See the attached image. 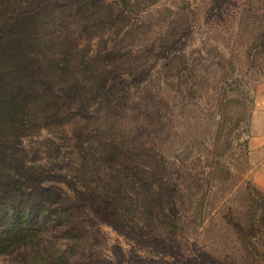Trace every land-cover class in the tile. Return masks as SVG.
I'll return each instance as SVG.
<instances>
[{
  "label": "rangeland",
  "instance_id": "374dc122",
  "mask_svg": "<svg viewBox=\"0 0 264 264\" xmlns=\"http://www.w3.org/2000/svg\"><path fill=\"white\" fill-rule=\"evenodd\" d=\"M111 2L120 9L126 4L128 36L116 40L112 30L104 39L121 43L128 71L145 70L148 77L134 85L114 120L98 126L139 137L140 148L158 161L144 167L174 182L178 194L176 208L148 230L174 246L175 257L202 250L224 264H264V186L254 180L264 153L255 156L250 144L264 133V116L255 109L264 85V49L257 46L264 35V0H224L215 15L213 0ZM161 46L174 50L164 54ZM154 47L157 52L149 53ZM71 134L66 126L24 136L27 162L94 187L108 172L94 166L83 178ZM142 223L150 225L149 217ZM91 232L81 249L93 251L100 264L171 259L106 225Z\"/></svg>",
  "mask_w": 264,
  "mask_h": 264
},
{
  "label": "trees",
  "instance_id": "16d2710c",
  "mask_svg": "<svg viewBox=\"0 0 264 264\" xmlns=\"http://www.w3.org/2000/svg\"><path fill=\"white\" fill-rule=\"evenodd\" d=\"M111 1L0 0V263H104L81 249L101 224L171 258H132L129 264H224L202 250L175 257V247L148 230L176 208V184L144 167L158 161L140 148L139 137L98 126L114 120L134 85L148 77L145 70L128 71L121 43L104 39L112 30L116 40L128 36L126 4L120 9ZM223 1L213 0L212 15ZM258 40L264 49V35ZM66 126L82 155L83 178L94 166L108 172L94 187L27 162L24 136ZM147 216L150 225H143Z\"/></svg>",
  "mask_w": 264,
  "mask_h": 264
},
{
  "label": "crops",
  "instance_id": "0c3cea01",
  "mask_svg": "<svg viewBox=\"0 0 264 264\" xmlns=\"http://www.w3.org/2000/svg\"><path fill=\"white\" fill-rule=\"evenodd\" d=\"M255 109L260 115L264 116V85L260 87L259 93L255 99ZM251 146L253 149V154L255 156L264 153V133L260 135H255L251 140ZM256 173L254 180L256 185L259 187L264 186V160L260 162L259 166L255 169Z\"/></svg>",
  "mask_w": 264,
  "mask_h": 264
}]
</instances>
